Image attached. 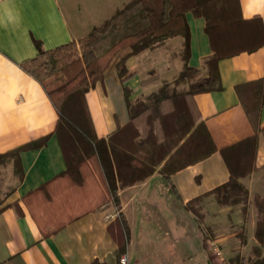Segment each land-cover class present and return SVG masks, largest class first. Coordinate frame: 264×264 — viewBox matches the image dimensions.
<instances>
[{
    "label": "crops",
    "instance_id": "crops-1",
    "mask_svg": "<svg viewBox=\"0 0 264 264\" xmlns=\"http://www.w3.org/2000/svg\"><path fill=\"white\" fill-rule=\"evenodd\" d=\"M127 1L0 0V17L10 10L20 18L18 24H0V153L50 135L44 146L20 152V179L11 165L6 167V185L14 189L0 205V264H119V217L128 228L124 253L130 264H229L228 259L236 252L246 257L245 251L255 243L253 205L249 207L245 243H240L241 233L236 229L242 218L240 205L223 207L208 196L202 202L201 224L184 207L186 201L228 179L218 151L172 174L179 198L155 171L119 190L120 209L110 204L103 210L90 211L47 237H42L30 216L22 197L62 171L65 161L53 134L56 108L42 84L23 71L19 62L32 58L37 44L50 49L83 37ZM239 2L242 16L258 18L264 31V0ZM185 17L187 60L200 68L198 74L204 78L202 62L211 52L205 21L190 12ZM182 41V37L168 39L163 46L127 60V67L137 72L127 82L131 98L144 97L177 73L181 60L174 53ZM218 71L223 88L197 93L194 101L216 145L223 146L251 131L234 86L264 76V45L220 59ZM86 101L98 137L127 120L122 88L112 75L97 81L86 93ZM260 126H264V107ZM255 165L253 173L240 179L248 188L250 200L264 188L262 134L258 136ZM213 239L218 241L222 257L208 250V242Z\"/></svg>",
    "mask_w": 264,
    "mask_h": 264
},
{
    "label": "trees",
    "instance_id": "trees-1",
    "mask_svg": "<svg viewBox=\"0 0 264 264\" xmlns=\"http://www.w3.org/2000/svg\"><path fill=\"white\" fill-rule=\"evenodd\" d=\"M188 12L204 18L211 50L201 66L206 74L197 83L188 82L200 70L187 60ZM176 37L183 38L174 53L181 60L180 69L171 81H163L144 97L131 98L132 89L127 82L137 72L127 67V60ZM262 45L264 31L259 19L244 18L239 0H129L83 37L50 49L37 44L36 54L19 62V66L42 84L56 108L58 118L53 134L65 161L62 171L22 197L42 237L56 233L90 211L103 210L110 204L120 209L119 190L143 181L155 171L179 198L172 174L218 151L228 179L186 201L184 207L201 224L203 214L193 204L207 196L223 207L241 205L240 226L245 227L252 203L257 211L253 256L244 260L236 254L230 261L264 264V192L254 193L250 200L248 188L240 181L257 169L258 136L264 137V126H260L264 76L234 86L251 131L226 145H216L194 101L197 93L223 88L218 71L220 59L252 52ZM111 75L121 85L127 120L106 136L98 137L86 93L97 81ZM49 137L48 134L0 153V163L10 161L20 179V152L44 146ZM5 196L0 198V205ZM118 222L122 237L120 256L128 228L124 218L119 217ZM240 238V243H245V234Z\"/></svg>",
    "mask_w": 264,
    "mask_h": 264
},
{
    "label": "rangeland",
    "instance_id": "rangeland-1",
    "mask_svg": "<svg viewBox=\"0 0 264 264\" xmlns=\"http://www.w3.org/2000/svg\"><path fill=\"white\" fill-rule=\"evenodd\" d=\"M174 76V75H173ZM173 76H169L167 79H165V80H163V81H171V79L173 78ZM203 80V78H202V74H198V73H196V74H194L193 76H191V77H189L188 78V82H194V83H197V82H200V81H202ZM162 81V82H163ZM186 85V84H185ZM180 86H184L183 84H181ZM7 165H11V163H10V161H6V162H2V163H0V198L4 195V194H6V196H5V199H6V197L12 192V190L14 189V187L13 186H11V185H6V183H9L7 180H6V173H7V169H6V167H7ZM11 168L13 169V167H12V165H11ZM246 186V185H245ZM264 192V188L261 190V192H255V193H259V194H262ZM165 194H168V195H170V193L168 192V191H166L165 192ZM208 197V196H207ZM210 197H212V196H210ZM206 198V197H205ZM252 198H253V196H252ZM252 200V199H251ZM202 202H203V200L202 201H200L199 203H195V204H193L196 208H199L200 209V212L203 214V209L204 208H202ZM250 205H253L252 203L250 204ZM241 206V205H240ZM254 206V205H253ZM250 207V206H249ZM255 207V206H254ZM256 209V208H255ZM184 212H187L186 211V209H184ZM187 216H190V213H188V215ZM249 216V215H248ZM256 216H257V211H256ZM204 219V218H203ZM255 220H256V218H255ZM247 222V221H246ZM246 222H245V227H241L240 225L242 224V218H241V221L236 225V229L237 230H240V233H241V235H244L245 234V236L247 235V230H246ZM249 235V234H248ZM246 239H247V236H246ZM214 240V239H213ZM240 240H241V238H240ZM253 246V245H252ZM252 246H251V249L249 250V251H245L246 252V254H244V255H246V257H242L241 255H240V253L239 252H236L234 255H239V257L240 258H243L244 260H246L247 258H249V257H252L253 256V252H252ZM233 255V256H234ZM262 255H264V247H263V249H262ZM227 263H229V264H232L231 263V261H230V259H228V262ZM239 264H247L246 262H244V263H239Z\"/></svg>",
    "mask_w": 264,
    "mask_h": 264
},
{
    "label": "built area",
    "instance_id": "built-area-1",
    "mask_svg": "<svg viewBox=\"0 0 264 264\" xmlns=\"http://www.w3.org/2000/svg\"><path fill=\"white\" fill-rule=\"evenodd\" d=\"M208 250L210 252H212L217 257H222L223 256L222 250H221L217 240H210L208 242ZM118 261H119V264H130V262H129L128 258H127V255L125 253H122L119 256Z\"/></svg>",
    "mask_w": 264,
    "mask_h": 264
},
{
    "label": "clouds",
    "instance_id": "clouds-1",
    "mask_svg": "<svg viewBox=\"0 0 264 264\" xmlns=\"http://www.w3.org/2000/svg\"><path fill=\"white\" fill-rule=\"evenodd\" d=\"M19 15L13 14L10 10L5 12L3 17H0V24H18L19 23Z\"/></svg>",
    "mask_w": 264,
    "mask_h": 264
}]
</instances>
